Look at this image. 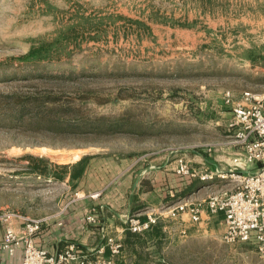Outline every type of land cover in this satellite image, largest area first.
<instances>
[{"label": "rangeland", "instance_id": "obj_1", "mask_svg": "<svg viewBox=\"0 0 264 264\" xmlns=\"http://www.w3.org/2000/svg\"><path fill=\"white\" fill-rule=\"evenodd\" d=\"M227 90L235 99L264 91V0H0V101L41 92L61 99L53 103L59 113L72 104L80 109L69 108L65 118L78 112L121 124L111 133L78 134L41 128L30 115L19 127L1 121L0 210L74 212L80 193L94 196L165 152L185 155L192 166L200 153H224L231 162L239 146L204 147L231 138ZM8 107L0 104L1 117L10 116ZM86 154L85 173L71 179ZM200 181L177 198L234 186L217 175L208 186ZM208 216L186 234L176 220H164L161 240L145 232L115 255L90 256H109L111 264H264L252 244L224 240L221 214Z\"/></svg>", "mask_w": 264, "mask_h": 264}, {"label": "built area", "instance_id": "obj_2", "mask_svg": "<svg viewBox=\"0 0 264 264\" xmlns=\"http://www.w3.org/2000/svg\"><path fill=\"white\" fill-rule=\"evenodd\" d=\"M224 98L231 106V138L224 142H207L204 147L212 151L217 146H239L233 151L230 168L198 170L185 155H179L175 158V171L181 186H186L194 178L208 181L215 178V175L230 178L234 186L221 187L202 198H179L159 206L155 211H146L145 215L141 212L129 213L125 222L132 231L144 232L160 220L196 223L202 221L205 214H221L224 240L230 243H250L264 258V91L245 90L240 98L235 99L233 92L227 90ZM253 163L257 167L251 169ZM44 220L45 217L32 216L14 209L0 210V232L3 225L0 248L13 254L21 247L22 258L19 264H111V257L99 253L91 257L92 251L101 253L108 249L111 255H115L123 248L121 237L107 233L106 241L98 247H86L70 241L62 248L51 250L36 240ZM86 220L98 222L96 210L92 209L86 215ZM180 231L186 234L188 226H181Z\"/></svg>", "mask_w": 264, "mask_h": 264}, {"label": "crops", "instance_id": "obj_3", "mask_svg": "<svg viewBox=\"0 0 264 264\" xmlns=\"http://www.w3.org/2000/svg\"><path fill=\"white\" fill-rule=\"evenodd\" d=\"M175 156L172 152H165L158 158H146L137 167H129L115 183L94 191V196L80 193L73 200L74 208H76L74 212H71L73 208L70 207L62 216H42L45 217V220L37 234V242L51 250H56L64 247L70 241H75L86 247H98L106 241V234L111 232L123 238L127 228L125 222L127 214L132 211H140L145 215L146 211H155L166 203L167 196H172L180 189V178L175 171ZM160 157H162L161 160H158ZM227 157L229 160L230 156ZM195 159L198 164L193 166L199 170H204L212 164L220 168L224 166V161L227 162L225 154L219 152L214 157L200 153ZM200 182L207 184L205 186L210 184L209 181ZM201 188L189 196L198 198ZM92 209L96 210L97 215H102L101 219L98 216V222L90 223L85 218ZM184 217L187 219L188 216ZM203 217L204 219L209 218L208 214ZM160 221L164 223L165 227V221ZM176 222L179 228L183 225L190 228L191 225L196 224L189 223L187 220ZM2 235L3 225L1 226L0 239ZM16 250L11 254L0 248V264H19L22 258V248L19 247Z\"/></svg>", "mask_w": 264, "mask_h": 264}, {"label": "trees", "instance_id": "obj_4", "mask_svg": "<svg viewBox=\"0 0 264 264\" xmlns=\"http://www.w3.org/2000/svg\"><path fill=\"white\" fill-rule=\"evenodd\" d=\"M25 63L29 62L26 61ZM83 94L87 95L86 92H84ZM60 100L61 99L58 98V96H53L51 94L41 92L35 94L28 93L27 95L18 93L5 94L4 98H2V100L0 101V104L4 103L5 107L9 106L7 109H9L11 113L10 116L7 113H4L2 117L0 116V122L8 121L16 123L15 127H19L23 124H26L25 117H27V115H30L31 117H35L36 126L40 125L41 128H47L51 131L53 130L56 132L65 131L78 134L89 132L98 134L111 133L118 131L121 127L120 123L114 124L105 121L104 116H94L93 118H91L88 115L76 112V114L71 113L70 117L65 118V113L71 112L69 108H75L76 106L73 104L72 107L62 106L67 110L64 113V110L62 108L61 113H59L60 107L53 106V103ZM74 110L80 109L77 107ZM0 114H3V112L0 111ZM90 157L91 155L86 154L73 164V167L70 171L71 179H78L85 173ZM193 185L194 183H190L186 185L185 188H183L181 191L175 193L174 196H167L166 202H168L169 200L174 201L179 196H185L187 192L192 191ZM145 232L150 235V238L152 240L154 239L156 241L161 240V237L165 235V232L163 230V223L161 221H158L144 232H135L129 228H126L123 243L125 245H129L130 247H133L136 241L143 237V233ZM134 249L136 248L134 247Z\"/></svg>", "mask_w": 264, "mask_h": 264}]
</instances>
